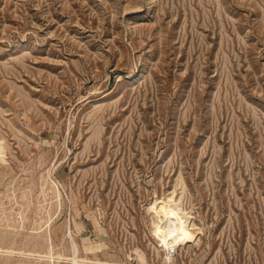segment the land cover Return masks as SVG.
<instances>
[{"label": "rangeland", "instance_id": "374dc122", "mask_svg": "<svg viewBox=\"0 0 264 264\" xmlns=\"http://www.w3.org/2000/svg\"><path fill=\"white\" fill-rule=\"evenodd\" d=\"M3 263L264 264V0H0Z\"/></svg>", "mask_w": 264, "mask_h": 264}, {"label": "bare ground", "instance_id": "6f19581e", "mask_svg": "<svg viewBox=\"0 0 264 264\" xmlns=\"http://www.w3.org/2000/svg\"><path fill=\"white\" fill-rule=\"evenodd\" d=\"M168 203H169L170 207L167 206V207H161V208H162V210L165 213L164 214L165 217L170 219V223L171 224H169L166 228H164V226H163V228H162V226L161 227H157V232H158V235L161 237V239L165 242V245L168 248H173L175 246V244H179V243H182L184 241L186 229L184 228V224H182V223L179 224V225H177V224L175 225L174 224V220H175L174 217H176L178 215V214H176L177 212L180 213V211H179L180 209L177 210V212H176V208L171 207L172 204H170V202H168ZM5 254L6 255L7 254L12 255L11 252H6ZM5 254H2V255L4 256Z\"/></svg>", "mask_w": 264, "mask_h": 264}]
</instances>
